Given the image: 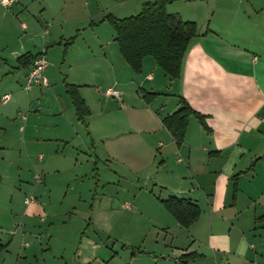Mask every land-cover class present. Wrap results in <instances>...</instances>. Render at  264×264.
<instances>
[{"label":"crops","instance_id":"obj_1","mask_svg":"<svg viewBox=\"0 0 264 264\" xmlns=\"http://www.w3.org/2000/svg\"><path fill=\"white\" fill-rule=\"evenodd\" d=\"M177 1L197 2L198 6L191 9H195L196 16L199 13L207 15L208 21H202L198 28L199 36L189 43L180 77L174 81L151 57L143 59L139 73L129 75L124 68L115 66L107 49L108 41L99 40L97 36H94V44L100 46L98 53L95 48L86 46L70 56L69 50L78 36L66 40L60 28L57 29L59 22L55 28L51 25L40 27L33 22L21 23L24 33L30 30L31 37L27 39L24 36L12 40L8 31H0V40H3L0 42V54L6 53L15 63L12 72H9L5 65L2 67L7 60L0 56V72H5L6 77L11 74L22 76L25 86L31 64L26 65L25 60L18 62V58L25 55L35 57L44 49L48 62L45 69L48 77L44 75L48 83L46 88L35 84L26 91L23 86L25 95L14 94L5 91L8 88L7 78L5 82L0 81V99L6 94L10 96L6 103H0V146L10 141H21L25 145L32 136L39 138L37 144L43 145L46 139L42 136L50 130L56 132L57 140H64V127L68 122L73 123L74 118L79 125L90 128L87 119L92 116V105H89L83 89L90 86L88 78L99 75L95 67L97 63H102L113 78L112 85H109L111 77L105 82V86L109 85L106 89L113 88L121 98L117 86L122 89L137 88L140 102L135 105L137 107L131 105L125 112L130 119L128 123L138 129L145 141L157 140V148L160 152L164 150L156 169L154 186L165 192V199H186L201 211L199 218L188 228L181 227L165 209L166 214L159 212V216L153 218V244H147L144 235L142 245L144 248L148 246V249H139V252L157 254L154 264L170 261L174 264H195L197 261L264 264L261 254L264 245L251 242L260 239V233L264 231V0ZM61 2L56 10L61 6L65 8V2ZM175 2L167 5V11L179 15L180 11L169 9ZM43 12L49 15L46 8ZM193 20L198 19L194 17ZM48 28L53 31H48ZM65 59L67 66L61 68ZM52 65L55 71L69 72L66 79L70 83L63 81V94L68 97L70 106L60 94L53 92L54 88L50 90L49 78H54L49 70ZM72 68H75V76L70 81ZM124 71L125 78L121 79ZM105 74L108 77L106 71ZM67 85L77 88L87 107L88 114L83 121L77 119L66 91ZM164 88L170 92L166 94L169 97L164 98L163 104L158 107L156 101L165 95L161 91ZM145 92L157 96L147 103L143 99ZM179 98H183L194 112L203 117L208 130L192 116L183 142L177 145L163 126L162 119L179 109ZM41 104L47 106L45 115L43 108L39 107ZM24 108L29 117L22 116L27 123L21 125L17 116ZM103 108L100 106L99 117L103 115ZM47 117L55 122L40 125L41 120ZM89 130L90 135L92 129ZM188 254L193 257L185 258ZM112 258L114 256L106 263L109 264ZM134 259L132 257L127 264H132Z\"/></svg>","mask_w":264,"mask_h":264},{"label":"rangeland","instance_id":"obj_2","mask_svg":"<svg viewBox=\"0 0 264 264\" xmlns=\"http://www.w3.org/2000/svg\"><path fill=\"white\" fill-rule=\"evenodd\" d=\"M63 1L65 8L61 6L58 10L56 7L61 0H19L10 7L0 5V31H8L12 40L30 38V30L24 33L21 23L55 28L59 22L57 29L60 28L66 40L78 36L69 50L70 56L86 46L95 48L98 53L100 46L94 44V36H97L99 40L108 41L107 49L115 66L124 68L129 75L134 74L120 56L106 16L130 17L139 13L145 2L154 0ZM175 1L169 9L180 11L184 21L197 17L198 20H193L197 28L208 21L207 15L196 16L195 9H191L198 6L197 2ZM44 8L49 15L43 14ZM0 56L7 60V64L2 65L0 59L2 67L5 65L7 71L12 72L14 61L6 53ZM101 64L95 67L99 75L88 78L90 86L83 89L92 105V116L87 119L90 128L79 125L74 118L73 123L68 122L64 127V140H57L56 132L50 130L42 136L46 139L43 145L37 144L39 138L34 136L25 145L21 141L1 144L0 241L6 248L0 253V264H108L106 261L112 256L114 259L109 264H127L132 257L135 258L132 264H154L157 254L139 251L148 249L142 245L144 235L146 243L153 244V218L158 217L159 212L165 213L160 199H165L166 194L154 186L164 150L160 152L157 148V140L145 141L138 129L128 123L130 119L125 112L140 102L136 87L117 86L122 94L119 100L104 97L113 78ZM66 66L65 59L60 67ZM54 68L49 67L54 75L53 79L49 78L50 90L54 88L53 92L60 94L70 106L68 97L63 94V81L70 83L66 79L69 72ZM73 71L75 68L71 70L70 81L75 76ZM47 73H44L46 77ZM123 73L121 79L125 78V71ZM5 74L0 72V81L8 80L5 91L25 95L24 78ZM108 79L111 83L105 86ZM161 91L165 95L157 99L158 107L170 93L165 88ZM100 106H104L102 117L97 115ZM39 107L45 115L46 104ZM22 116L29 117L25 108L17 116L24 125L27 122ZM54 122L47 117L40 125ZM89 129H92L90 135ZM31 197L34 203L25 205L24 199ZM251 242L264 245V231L260 239ZM261 254L264 258V249ZM195 264L212 263L197 261Z\"/></svg>","mask_w":264,"mask_h":264},{"label":"trees","instance_id":"obj_3","mask_svg":"<svg viewBox=\"0 0 264 264\" xmlns=\"http://www.w3.org/2000/svg\"><path fill=\"white\" fill-rule=\"evenodd\" d=\"M174 0H154L145 2L136 15L117 19L111 15L106 16L114 31V41L124 61L131 70L139 73L145 57H151L156 65L172 81L177 80L181 73V64L189 43L198 37V28L193 21H184L178 14L167 11V4ZM29 55L18 58V62L25 60L26 65L32 64L37 57ZM77 119L83 121L88 114L84 101L78 94L75 86H66ZM157 94H143L145 102H150ZM179 109L162 119L163 126L169 131L176 144L183 142L190 117H196L200 124L208 130L204 119L194 112L183 99L179 98ZM234 186L236 176L233 177ZM235 189V188H234ZM164 209L183 228L190 227L200 216V208L182 198L168 197L161 201ZM5 246L0 242V253ZM193 257L192 254L184 256ZM182 264H187L183 262Z\"/></svg>","mask_w":264,"mask_h":264},{"label":"built area","instance_id":"obj_4","mask_svg":"<svg viewBox=\"0 0 264 264\" xmlns=\"http://www.w3.org/2000/svg\"><path fill=\"white\" fill-rule=\"evenodd\" d=\"M18 0H0V5L3 7H10L14 3H16ZM48 65L47 59L45 57V50L43 49L41 53L38 54V56L33 60L30 69L27 72L26 75V83L24 86V89L26 91H29L33 85L40 84L43 87H48L47 80L44 76L45 69ZM104 95L107 97H113V98H120V94L118 91L114 90L113 88H107L104 91ZM10 96L8 94L2 96L0 99L1 103H6L9 100ZM36 180L39 181L38 177H36ZM31 203H34V199L31 198H25L24 204L29 205Z\"/></svg>","mask_w":264,"mask_h":264}]
</instances>
